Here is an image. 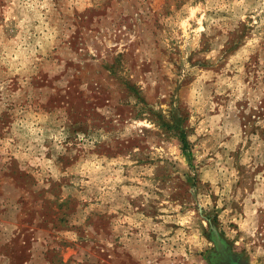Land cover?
<instances>
[{
	"label": "rangeland",
	"instance_id": "374dc122",
	"mask_svg": "<svg viewBox=\"0 0 264 264\" xmlns=\"http://www.w3.org/2000/svg\"><path fill=\"white\" fill-rule=\"evenodd\" d=\"M226 252L264 264V0H0V264Z\"/></svg>",
	"mask_w": 264,
	"mask_h": 264
},
{
	"label": "bare ground",
	"instance_id": "6f19581e",
	"mask_svg": "<svg viewBox=\"0 0 264 264\" xmlns=\"http://www.w3.org/2000/svg\"><path fill=\"white\" fill-rule=\"evenodd\" d=\"M220 249H221V247H220ZM220 253L222 255L223 254V250H220ZM226 254H229V255H227V257H223V260H224L225 264H249L243 258L237 256L234 253L226 252Z\"/></svg>",
	"mask_w": 264,
	"mask_h": 264
}]
</instances>
